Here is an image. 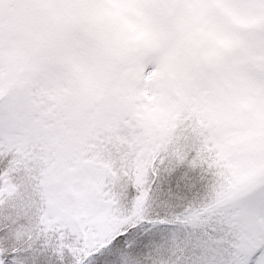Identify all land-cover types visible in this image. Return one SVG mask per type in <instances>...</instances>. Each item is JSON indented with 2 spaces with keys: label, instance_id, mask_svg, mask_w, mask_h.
<instances>
[{
  "label": "snow or ice",
  "instance_id": "snow-or-ice-1",
  "mask_svg": "<svg viewBox=\"0 0 264 264\" xmlns=\"http://www.w3.org/2000/svg\"><path fill=\"white\" fill-rule=\"evenodd\" d=\"M0 264H264V0H0Z\"/></svg>",
  "mask_w": 264,
  "mask_h": 264
}]
</instances>
